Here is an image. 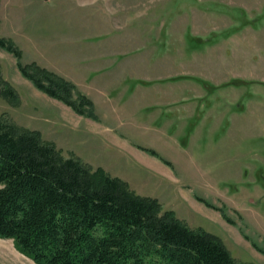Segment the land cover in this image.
Returning a JSON list of instances; mask_svg holds the SVG:
<instances>
[{"label":"rangeland","instance_id":"obj_1","mask_svg":"<svg viewBox=\"0 0 264 264\" xmlns=\"http://www.w3.org/2000/svg\"><path fill=\"white\" fill-rule=\"evenodd\" d=\"M0 38L94 116L1 47L0 115L264 264V0H0ZM0 264L36 263L0 238Z\"/></svg>","mask_w":264,"mask_h":264},{"label":"trees","instance_id":"obj_2","mask_svg":"<svg viewBox=\"0 0 264 264\" xmlns=\"http://www.w3.org/2000/svg\"><path fill=\"white\" fill-rule=\"evenodd\" d=\"M0 47L14 55L36 88L94 116L84 110L88 98H72L74 84L36 63L23 65L11 40L0 38ZM1 92L13 93L8 87ZM0 238L11 239L36 264H248L234 259L218 236L189 227L156 199L137 195L101 167L63 155L39 131L2 115ZM251 244L264 255V248Z\"/></svg>","mask_w":264,"mask_h":264},{"label":"crops","instance_id":"obj_3","mask_svg":"<svg viewBox=\"0 0 264 264\" xmlns=\"http://www.w3.org/2000/svg\"><path fill=\"white\" fill-rule=\"evenodd\" d=\"M197 198V197H196ZM199 202V201H198ZM199 204V203H198Z\"/></svg>","mask_w":264,"mask_h":264}]
</instances>
